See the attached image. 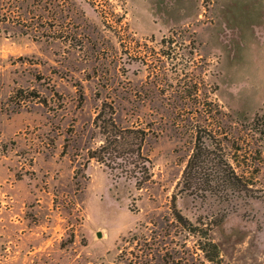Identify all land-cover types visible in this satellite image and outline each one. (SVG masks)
<instances>
[{"label":"rangeland","instance_id":"1","mask_svg":"<svg viewBox=\"0 0 264 264\" xmlns=\"http://www.w3.org/2000/svg\"><path fill=\"white\" fill-rule=\"evenodd\" d=\"M105 102L148 174L90 158ZM204 128L264 195V0H0V264H264V197L182 190Z\"/></svg>","mask_w":264,"mask_h":264},{"label":"trees","instance_id":"2","mask_svg":"<svg viewBox=\"0 0 264 264\" xmlns=\"http://www.w3.org/2000/svg\"><path fill=\"white\" fill-rule=\"evenodd\" d=\"M85 44V39L75 38L74 48H81ZM31 94H28V97L33 95ZM114 108L115 105L105 102L95 119L104 141L103 146L93 151L90 158L97 159L111 173L123 169L125 175L137 179L136 172L130 171L129 167H140V173L148 174L146 163L149 160L142 152L147 131L141 127L119 125L114 113L105 115L106 111L114 112ZM217 138L208 128L200 129L195 139V148L184 171L182 190L210 202L218 199L221 204L239 200H262V191L257 189L259 187L254 188L252 181L236 171L225 153L223 139L217 141ZM178 219L184 222L179 215Z\"/></svg>","mask_w":264,"mask_h":264},{"label":"crops","instance_id":"3","mask_svg":"<svg viewBox=\"0 0 264 264\" xmlns=\"http://www.w3.org/2000/svg\"><path fill=\"white\" fill-rule=\"evenodd\" d=\"M3 165H4V164H1V168H0L1 170H3V167H2ZM0 173H1V171H0ZM9 178H11V177L9 176V177H8V179H9ZM9 192H11V193H12V192H13V189H10V191H9Z\"/></svg>","mask_w":264,"mask_h":264},{"label":"water","instance_id":"4","mask_svg":"<svg viewBox=\"0 0 264 264\" xmlns=\"http://www.w3.org/2000/svg\"><path fill=\"white\" fill-rule=\"evenodd\" d=\"M102 233L98 232V237H101Z\"/></svg>","mask_w":264,"mask_h":264}]
</instances>
